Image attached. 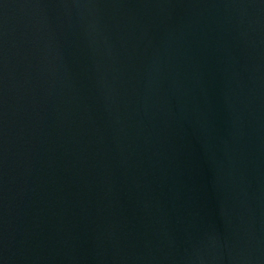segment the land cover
Here are the masks:
<instances>
[{
	"label": "water",
	"instance_id": "1",
	"mask_svg": "<svg viewBox=\"0 0 264 264\" xmlns=\"http://www.w3.org/2000/svg\"><path fill=\"white\" fill-rule=\"evenodd\" d=\"M0 264H264V0H0Z\"/></svg>",
	"mask_w": 264,
	"mask_h": 264
}]
</instances>
